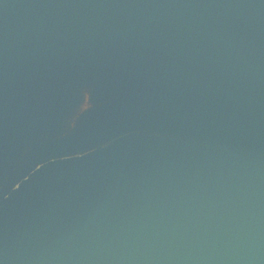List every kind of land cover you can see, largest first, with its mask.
I'll use <instances>...</instances> for the list:
<instances>
[{
	"label": "water",
	"instance_id": "obj_1",
	"mask_svg": "<svg viewBox=\"0 0 264 264\" xmlns=\"http://www.w3.org/2000/svg\"><path fill=\"white\" fill-rule=\"evenodd\" d=\"M0 264H264V0H0Z\"/></svg>",
	"mask_w": 264,
	"mask_h": 264
}]
</instances>
